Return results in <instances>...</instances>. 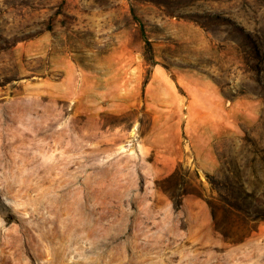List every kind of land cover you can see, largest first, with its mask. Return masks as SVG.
<instances>
[{
  "label": "rangeland",
  "instance_id": "1",
  "mask_svg": "<svg viewBox=\"0 0 264 264\" xmlns=\"http://www.w3.org/2000/svg\"><path fill=\"white\" fill-rule=\"evenodd\" d=\"M264 0H0V264H264Z\"/></svg>",
  "mask_w": 264,
  "mask_h": 264
},
{
  "label": "trees",
  "instance_id": "2",
  "mask_svg": "<svg viewBox=\"0 0 264 264\" xmlns=\"http://www.w3.org/2000/svg\"><path fill=\"white\" fill-rule=\"evenodd\" d=\"M263 216H264V213H263Z\"/></svg>",
  "mask_w": 264,
  "mask_h": 264
}]
</instances>
